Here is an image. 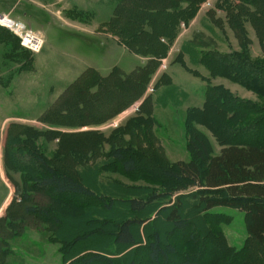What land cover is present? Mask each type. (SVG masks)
I'll return each instance as SVG.
<instances>
[{
    "label": "rangeland",
    "instance_id": "obj_1",
    "mask_svg": "<svg viewBox=\"0 0 264 264\" xmlns=\"http://www.w3.org/2000/svg\"><path fill=\"white\" fill-rule=\"evenodd\" d=\"M14 2L0 0V15L40 33L45 42L40 53L32 54L21 46V40L14 33L0 26V37L4 39L0 41L3 75L0 79V161L4 163L0 205L6 190L11 189L15 196L0 213V264H79L92 258L119 261V264H129L131 258L135 264H147L146 247L153 230H158L177 249L179 257L172 258L169 264H182L185 256H192L196 264H264V246L250 239L243 212L217 207L203 213L197 207V198L191 195L196 189L174 192L176 185L162 174L168 165L190 160L187 148L193 138L205 143L212 156L223 148L217 137L220 134L231 142L244 143L248 139L264 142L261 88L253 91L222 77L212 78L209 69L197 64L195 54L187 52L190 51L187 45L184 59L200 77L178 64L169 67L168 75L190 98L173 91L164 100L168 101L166 105L158 103L159 120L149 125L151 129L134 130L136 124L132 120L141 101L126 107L122 104L135 90L131 93L115 82L100 83L94 74L87 72L93 69L101 77H107L114 68L129 74L143 65L107 33L105 26L117 0H54L61 4L59 8L49 5L52 0ZM74 5L86 13L74 9ZM73 21L81 23L80 26L72 25ZM180 27L185 30V26ZM248 36L250 59L264 65V53L256 36L253 38L249 32ZM234 37L222 35L219 42L220 49L225 51L222 55L241 52ZM77 81L85 85L96 82L97 86L80 88L77 99L68 89ZM212 87L223 88L237 100L240 108L249 112L239 124L229 125L230 131L222 128L228 115L218 101L211 102L207 113L193 114L195 107L203 104L206 89ZM155 88L150 85L146 94L152 95ZM158 90L156 98L164 92V89ZM77 102L79 110L71 119L52 118L55 107L70 110L72 105L78 106ZM119 106L122 111L115 115ZM45 117L48 122L44 121ZM117 150L135 159L134 173H126L114 161L113 153ZM39 159L83 184L95 197H49V192L33 184L34 179L45 175L37 163ZM18 162L21 169L25 166L24 176L32 186L30 203L25 200L26 195V198L22 196L25 190L21 174L7 168L16 169ZM159 194H167V198L151 204L144 214H134L126 203ZM179 202L182 215L189 223V229L183 231L169 225L163 211L175 208ZM109 205L112 210L107 209ZM28 207L38 209L37 216L29 217L25 212ZM44 210L52 215L44 218ZM130 219L137 221L132 228L136 245L114 244V226ZM96 223L101 224L96 228H101L102 233L95 230ZM75 238L81 242L71 249L67 243Z\"/></svg>",
    "mask_w": 264,
    "mask_h": 264
},
{
    "label": "trees",
    "instance_id": "obj_2",
    "mask_svg": "<svg viewBox=\"0 0 264 264\" xmlns=\"http://www.w3.org/2000/svg\"><path fill=\"white\" fill-rule=\"evenodd\" d=\"M182 1L189 2V8H180L179 4ZM204 1L119 0L114 17L105 26L107 33L116 37L118 43L132 53L143 56L150 55L151 59L144 67H139L130 74L124 73L119 68H114L107 77H101L93 69H89L87 72L94 74L100 83L107 82V85H112L115 82L120 87L129 89L131 93L135 90L130 99L122 104L123 107L141 101L156 70L161 65V59L167 53L168 46L172 44L176 37L177 30H179L181 24L187 25V21L194 17L199 5ZM234 1L237 3L236 5H233ZM221 9L227 13V25L235 34L241 52L233 55L210 52L203 56L201 63L209 69L212 78L222 77L253 91L261 88V96L264 97V88L261 86H264V65L255 63L250 59L249 47L251 40L246 27V25H249L253 29L259 46L264 53V0H221ZM216 23L218 24V22ZM160 38H165L166 43H162L165 41H161ZM2 40L4 39L0 37V41ZM177 61L184 65L180 58ZM191 73L200 77L197 72L191 71ZM164 82L167 81L161 80V83ZM95 86H97L96 82L85 85V82L77 81L68 89L78 99L80 88L92 89ZM94 95L92 94V96ZM230 95L221 87L207 88L203 109H196L193 114L203 115L207 113L211 102L218 101L219 106L228 115L227 118L225 117L227 120L225 124H222V128H224V131H230L229 125L239 124L249 115V112L240 108L237 100ZM77 103L78 106L76 104L74 108V105H72L70 110L69 108L66 109L68 111L63 107H55L51 114L52 118L65 119L70 117L71 119L74 112L79 110V102ZM121 111L122 107L119 106L114 114L116 115ZM136 114V118L132 120L136 124V128H132L134 130L137 128L151 129L149 125L156 123V120L151 116L152 107L149 98L136 110ZM188 120L190 122L191 117ZM44 121L48 122L46 117ZM56 124L63 125L58 122ZM244 128H247V126H244ZM58 135L62 136V133ZM217 137L223 145L218 155L212 156L205 143L196 141V138H193L192 141H189L187 148L191 155L190 160L180 161L171 166L168 165L167 168H164L162 174L165 178L174 182L176 185L174 192L196 189L195 194L191 195L197 198V207L202 208L201 212L203 213L217 207H227L243 212L247 219V231L250 239L257 245L264 246V142L249 139L244 143L236 140L231 142L224 134ZM113 158L126 173L132 174L136 171L135 159L127 157L125 151H115ZM37 163L44 170L45 175L43 178L34 179L33 184L49 192L51 194L49 197H95L94 192L71 177L60 174L46 161L39 159ZM18 165L16 169L10 166L7 168L12 172L21 174L23 189L25 190L22 196L23 198L27 197L25 200L30 203L32 186L30 180H27L24 176L25 166H22L21 169L20 162H18ZM165 198H167V194H159L146 200L133 199L126 201V203L134 214L140 215L146 213L151 204ZM107 209L112 210V206H107ZM163 211L167 216L169 225L180 231L189 229V223L182 215L181 202L175 208ZM25 212L29 217H32L37 216L39 210L28 207ZM42 213L44 218L52 215L46 210ZM55 219L58 221L57 218ZM136 223L137 221L130 219L116 224L113 233L114 244L128 247L135 246L136 236L132 228L137 225ZM99 225L101 226V224L96 223L95 230L102 233L101 228H96ZM80 242V238H75L74 241L67 244L72 249ZM194 246L196 247L197 244H194ZM174 257H179L177 249L168 244L161 237L158 230H153L146 247L147 264H169ZM184 259L182 264H196L192 256H185ZM119 263V261H110L103 258H92L83 260L79 264ZM128 263L135 264L136 262L130 258Z\"/></svg>",
    "mask_w": 264,
    "mask_h": 264
},
{
    "label": "crops",
    "instance_id": "obj_3",
    "mask_svg": "<svg viewBox=\"0 0 264 264\" xmlns=\"http://www.w3.org/2000/svg\"><path fill=\"white\" fill-rule=\"evenodd\" d=\"M7 1H9V0H7ZM52 1L53 2L49 4L50 6L54 7V5H56V7H58V8L61 7V4L59 2H55V3H57V4H55L54 0H52ZM118 1L119 0H117V3L115 5L113 15H112L111 19L107 22V24L114 17V13H115V9L117 7ZM13 4H15L14 0H13ZM76 4H79V3H76ZM236 4L237 3L234 1L233 5H236ZM179 7L187 9V8H189V2L182 1L181 4H179ZM73 8L77 9L79 12L82 11V12L86 13V11L81 9L82 7L79 8L77 5H74ZM24 16H25V18H28L27 14H25ZM226 17H227V13L223 9H221V0H205L203 3H201L199 5V9L195 13L194 17L187 21V23H186L187 25L181 24V26L182 25L185 26V30L183 31L181 29V27L179 28V30H177L178 32H177L176 37L174 38L172 44L170 46H168L167 53L161 59V65L156 70V72L153 76V79L151 81L150 85H155V87H156L154 93L152 95H147L145 93L143 99L141 100V102L139 104L141 106L144 103V101L149 98L151 101V107H152V115L151 116L155 120H159L157 117L159 114L158 113V103L161 102V104L166 105L168 101L166 102L164 100H166V98L168 96L172 95L173 91H174V93H178L179 95H181L184 98H187V99L190 98V96L187 93H185L184 91L180 90V88H177L175 86L174 79L170 75H168L169 67L176 65V64L181 65L189 73H191L192 69H190L187 66V63L184 59L185 52H186L185 50H186L187 45L189 46V49H190V51H187V52H192L195 54L196 62L198 65L202 64L201 63L202 58L205 54H208L210 52H219L221 54L225 53V51L223 49H220V47H219L220 46L219 42H221V40H222V35L223 34L225 35V33H226V35L232 34L233 36H235L231 29L226 28V26H228ZM219 21H221V22H219ZM74 22L75 21L72 22V25L76 24ZM216 22H218V24ZM220 23H221V26H219ZM79 24H81V23H78L76 25L80 26ZM104 24H106V23H104ZM248 26L249 25H246L247 31L249 32V34L253 35V38H255V33H254L253 29L250 26L249 27ZM112 38L116 42L118 41V39L116 37H112ZM249 38H250V36H249ZM160 39H161V41L162 40L165 41L162 43H166L165 38H160ZM234 39L237 40L236 37H234ZM250 40H251V38H250ZM120 46L125 48L122 45H120ZM125 49L127 51H129L127 48H125ZM129 52L132 55H134L135 57H138L143 62V65L139 66V67H144L147 64V62L151 59L150 55L143 56L141 54L132 53L131 51H129ZM178 58H180V60H182L184 65H182L181 63H179L177 61ZM139 67H137L136 69H138ZM164 68H166L165 72L162 71ZM2 76L3 75L0 72V79ZM161 80L162 81L166 80L167 82L161 83ZM149 88H150V86H149ZM157 90L158 91H161V90L164 91L163 94H161V96L158 98L155 97ZM206 92H207V89H206ZM206 92H205V99H204L203 104L201 105V107H195L196 109L200 110L204 107L205 101H206ZM168 117H169V115H168ZM161 119H162V117H161ZM3 165H4V163L2 161H0V183L1 184L3 183L1 181V178H2L1 176H3V171H1V169L3 168ZM14 197L15 196H14L13 191L11 189H9V191L6 190L5 197L3 199L2 204L0 205V213L3 211V209H6L7 206H9V204L12 203Z\"/></svg>",
    "mask_w": 264,
    "mask_h": 264
},
{
    "label": "built area",
    "instance_id": "obj_4",
    "mask_svg": "<svg viewBox=\"0 0 264 264\" xmlns=\"http://www.w3.org/2000/svg\"><path fill=\"white\" fill-rule=\"evenodd\" d=\"M0 26L14 33L21 40V46L28 52L38 54L43 49L45 42L43 35L32 32L24 24L16 22L8 16L0 15ZM182 27L184 26L182 25Z\"/></svg>",
    "mask_w": 264,
    "mask_h": 264
}]
</instances>
